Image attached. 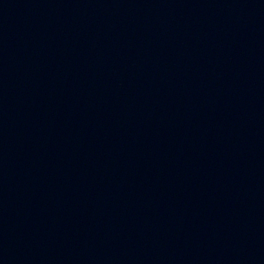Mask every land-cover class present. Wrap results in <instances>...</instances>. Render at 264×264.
<instances>
[{
	"label": "water",
	"instance_id": "95a60500",
	"mask_svg": "<svg viewBox=\"0 0 264 264\" xmlns=\"http://www.w3.org/2000/svg\"><path fill=\"white\" fill-rule=\"evenodd\" d=\"M0 264H264V208L121 134L0 95Z\"/></svg>",
	"mask_w": 264,
	"mask_h": 264
}]
</instances>
